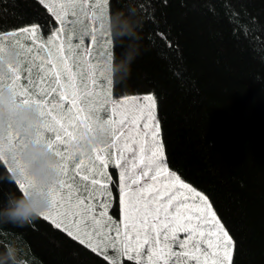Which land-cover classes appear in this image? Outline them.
I'll list each match as a JSON object with an SVG mask.
<instances>
[{
    "label": "trees",
    "instance_id": "16d2710c",
    "mask_svg": "<svg viewBox=\"0 0 264 264\" xmlns=\"http://www.w3.org/2000/svg\"><path fill=\"white\" fill-rule=\"evenodd\" d=\"M109 16L114 96L155 95L168 167L211 202L233 264H264V0H109ZM32 24L50 34L57 21L38 0H0V33ZM9 169L0 161V205L23 194ZM8 245L24 264H111L42 216L0 225Z\"/></svg>",
    "mask_w": 264,
    "mask_h": 264
},
{
    "label": "snow or ice",
    "instance_id": "6c2138e0",
    "mask_svg": "<svg viewBox=\"0 0 264 264\" xmlns=\"http://www.w3.org/2000/svg\"><path fill=\"white\" fill-rule=\"evenodd\" d=\"M38 2L62 26L67 23L66 9L74 6L67 0H52L48 4L44 0ZM80 2L89 25L102 18L108 6V0ZM64 31V27L52 29L46 40L39 24L24 26L8 34L0 33V56L9 48L21 50L20 62L11 67L7 77L0 75V88L5 87L7 79L20 102L39 108L43 122L38 126L37 143L46 144L59 160L56 166L58 179L48 188L51 207L42 214L43 219H51L56 229L63 227L70 237L75 230L74 238L80 244H85V239L80 236L83 232L87 246L93 251L100 249L103 252L111 246L115 253L111 264H121L124 257L132 264H233L236 241L211 202L166 166L161 129L155 114V95L143 96V106H138L133 115L119 111L127 99L113 100L110 106L100 101L94 90L96 74L104 71L107 65L101 68L90 64L84 58L87 49L74 51L70 37L62 40L60 34ZM12 34L25 35L33 43L40 41V51L48 49V55L37 63V54L30 46L19 40L5 42V35ZM85 34L91 35L93 43H98L94 31L86 30ZM107 43L105 40L104 44ZM33 65L39 79L22 82L24 75H30ZM105 80L108 81L107 76ZM118 113L120 119H113ZM97 130L108 133L107 142L95 148L90 156L79 154L78 142ZM22 144L20 133L9 127L7 133L0 136V161L5 157L11 160L14 166L9 171L18 174L19 190L28 195L37 185L17 154ZM112 149L117 152L114 158ZM109 160L119 170L118 176L123 178L120 191L124 197V216L121 223L107 215L112 196L110 176L105 172ZM61 202H67L70 210L64 211L63 218L59 219ZM54 214L57 218H53ZM94 239L97 241L95 247Z\"/></svg>",
    "mask_w": 264,
    "mask_h": 264
},
{
    "label": "clouds",
    "instance_id": "9594fccd",
    "mask_svg": "<svg viewBox=\"0 0 264 264\" xmlns=\"http://www.w3.org/2000/svg\"><path fill=\"white\" fill-rule=\"evenodd\" d=\"M131 27L122 30L126 35ZM21 50L9 48L0 56V75H7L11 67L20 62ZM122 63H124L122 61ZM130 72V60L126 61ZM39 108L33 104H23L19 101L15 89L0 88V136L5 135L9 127L14 128L23 137V144L17 154L27 166L28 173L35 179L36 188L30 194L9 193L7 203L0 205V225L13 224L25 226L40 218L51 207L48 188L58 179L57 165L59 160L46 144L37 143L39 125L42 124ZM109 139L106 131L97 130L86 139L78 142L76 148L81 155L91 153L95 148ZM0 264H24L19 258V250L14 245H8L0 253Z\"/></svg>",
    "mask_w": 264,
    "mask_h": 264
},
{
    "label": "rangeland",
    "instance_id": "374dc122",
    "mask_svg": "<svg viewBox=\"0 0 264 264\" xmlns=\"http://www.w3.org/2000/svg\"><path fill=\"white\" fill-rule=\"evenodd\" d=\"M51 2H52V0H44L45 4H48ZM67 2L70 5L74 4V6H70L66 9L68 12V15L66 17L67 23L62 26V25H60L59 21H57V26L54 29L58 30L61 27L65 28V31L60 34L61 38H62V40H67L70 37L71 43L74 47V51L83 52L84 49H87L88 54L84 58L87 61H89L90 64L98 65L101 68H103L105 64L107 65V67L104 71L98 72L96 74V85H97V87H95L94 90L97 93L98 99L100 101H102L103 103L108 104L109 106H110L111 101H113V100L123 101V100L127 99L128 102L122 104V106H120L119 111H127V113L129 115L136 114L138 111V106H140V107L143 106L141 103V98L147 94H153V93H147V94H142V95H128V96H123V97H115L113 94V76H112L113 42H112V33H111V25H110V16H109V0H108V6L106 9V12L103 15V17L95 19V21L91 25H89V18L85 17L83 15L82 9L84 8V5L80 2V0H67ZM88 7L89 8L91 7L90 3L88 4ZM86 30L88 32L94 31V35H95L96 41H98V43L92 42L91 35L85 34ZM42 34H44V33L42 32ZM49 35L50 34L42 35L43 39L46 40ZM23 36L27 37L25 35H23ZM81 36H82V39H81ZM105 40L108 41L107 44H104ZM7 41H8V39L5 40V42H7ZM37 42L40 43V41H37ZM33 45L39 48V45H37V44H33ZM52 54H53V56H55L54 50H53ZM63 54L66 55V52ZM47 55H48V49H45L41 53V55L39 56L40 60L43 59L44 57H46ZM93 57H95V59H93ZM36 61H39V59H36ZM57 62H59L58 59H57ZM85 68H87V65L85 66ZM75 70L76 69L73 68V71H75ZM7 75H6V77H7ZM105 76L108 77V81H110V83L105 80ZM89 83H91V81H89ZM8 85L10 86V81H9ZM8 85H6V86L9 87ZM155 114H156L157 120L159 122L157 107L155 109ZM113 119L119 120L120 119L119 113L115 117H113ZM140 123L142 126L143 121H141ZM159 125H160V122H159ZM160 139L162 140L161 132H160ZM162 143H163V141H162ZM113 150H114V153L117 155L116 150L115 149H113ZM163 152H164V157H165L164 145H163ZM4 161L7 162L13 168L14 165L8 157H5ZM166 166L171 172L175 173L174 171H172L168 167V165H166ZM14 173L18 177V174L16 172H14ZM119 179H120L119 189H122L123 188V178L120 177ZM111 181L113 182V180H111ZM111 184H110V187H111ZM111 192H112V195L114 196V192H113L112 188H111ZM66 205L69 206L67 203H66ZM111 206H112V203L110 202L108 204V212L109 213H107V215L109 216V214H110L109 217H111V219L113 221H115L117 223H121L123 220V216H124V197H123L122 192H121V198H120V212H121L120 220H118L116 217L114 218L112 216V213H111L112 207ZM59 210L61 212V216L58 218L62 219L63 218L62 213L64 212V210H63V208L62 209L59 208ZM53 218H57V217H55V214H54ZM105 231H107V230H105ZM73 235L74 236L76 235L75 230H73ZM180 235H181V238H183L184 234L181 233ZM80 236H81V239H85V243L87 244V239L83 235V232L80 233ZM96 242L97 241L94 239L93 240V247H95ZM97 250L101 251L100 249H97ZM101 253L103 255L107 256L110 261L112 260L113 256L115 255L111 246L107 247L103 252L101 251ZM124 258H127V257H124ZM124 258L121 259V263H122Z\"/></svg>",
    "mask_w": 264,
    "mask_h": 264
},
{
    "label": "crops",
    "instance_id": "0c3cea01",
    "mask_svg": "<svg viewBox=\"0 0 264 264\" xmlns=\"http://www.w3.org/2000/svg\"><path fill=\"white\" fill-rule=\"evenodd\" d=\"M18 36H20V38H22L21 39L22 40V44H24L25 46H30L32 48V51L37 54L36 55V59H39V61H40L39 56L41 55L42 52L40 51V49L38 47H36V46L33 45V44L39 45L38 42L33 43L29 37H24L23 35H16V34H12V35L6 36L5 37V40H7V39L8 40H15ZM39 61H37V63H39ZM28 79H34V80H38L39 79V77H37V75H36V70H35V66L34 65L32 66V70H31L30 75H24L22 77V82H25L26 83V81ZM8 84H9V81L7 79H5V81H4L5 87H7L6 85H8ZM28 87H29V90L31 91V86L29 85ZM111 151H112V156L114 158L116 154L114 153V150L113 149ZM91 153H89L88 156H90ZM87 163H88V159L86 158L85 159V164H87ZM6 164L8 165V167L10 169H12V167L7 162H6ZM69 167L71 168V162L69 163ZM111 167H113V163H112L111 160H109V163H108L107 167L105 168V172L107 173L108 176H110V184L112 183L111 180L115 181V177H117L116 181L118 182V185H119V182H120V179H119L120 177L118 176V171L119 170L114 167L116 169L115 170L116 176H115L114 172L111 171ZM12 173L15 176V178L18 179V177L15 175L14 171H12ZM120 198H121V192H120ZM112 199H113V195L111 196V199L109 200V203L112 202ZM66 203L67 202H61L60 205H58L59 208H61V209L63 208L64 211H69L70 210V206H67ZM109 216H110V214H109ZM62 229H63V227H62Z\"/></svg>",
    "mask_w": 264,
    "mask_h": 264
}]
</instances>
